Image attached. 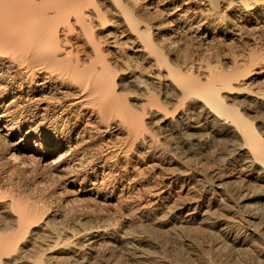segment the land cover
I'll return each mask as SVG.
<instances>
[{"label": "bare ground", "instance_id": "obj_1", "mask_svg": "<svg viewBox=\"0 0 264 264\" xmlns=\"http://www.w3.org/2000/svg\"><path fill=\"white\" fill-rule=\"evenodd\" d=\"M123 249L264 264V0H0V264Z\"/></svg>", "mask_w": 264, "mask_h": 264}, {"label": "rangeland", "instance_id": "obj_2", "mask_svg": "<svg viewBox=\"0 0 264 264\" xmlns=\"http://www.w3.org/2000/svg\"><path fill=\"white\" fill-rule=\"evenodd\" d=\"M226 45H227V46H226ZM228 45H229V46H228ZM235 45H236V46H235ZM224 46H225V47H224ZM230 46L232 47V49H233V48H234V49H237V48H238V50L241 49V46L239 47V46H238L237 44H235V43L231 45L229 42H227V44H223L222 46H220L218 50L222 51L224 55H225V54L227 55V53H230V51H233V50H234V49H233V50H232V49H229ZM233 46H234V47H233ZM235 47H237V48H235ZM246 47H247V46H246ZM226 48H227V49H226ZM247 48H248V47H247ZM225 49H226V50H225ZM228 50H230V51L228 52ZM224 51L227 52V53H224ZM234 51H235V50H234ZM222 52H221V53H222ZM223 54H222V55H223ZM161 165H162V164H161ZM175 166H176L177 168H179V166H178L177 164H167V165H166V163H165V164L163 163V165H162V167H164V168H162L161 166H160V167H161V169H163L165 172L168 173V172L171 171V173H172V172H176V170H179V169H177ZM160 167H158V168H160ZM174 170H175V171H174ZM231 175H232V173H231ZM232 176H233V175H232ZM233 178L235 179V177H232L231 180H233ZM102 211H105V213H108V216H106V218L110 217V216H109V215L111 214L110 211L113 212V210H111V209H109V210H105V209L103 210V209H102ZM109 213H110V214H109ZM185 214H186V213H184L183 215H185ZM105 215H107V214H105ZM198 219L201 220V219H200V216H198ZM201 228H206V226L201 227ZM204 230H205V229H204ZM201 231H202V233H204L203 229H202ZM205 232H206V231H205ZM201 241H202V239L200 240V242H201ZM201 243H203V241H202ZM148 247H149V246H145V245H144V246H143V250L146 251L145 248L147 249ZM149 249L151 250L152 248L149 247V248L147 249V250H148V253H151L153 250H152L151 252H149ZM124 252H125V249H123L122 254H120L121 257H120V256L118 257V260H120V261H121V260L123 261V259H124V261H123L124 263H123V264H150V261H148V262H147V261H142L143 263L140 262V261H134L131 257H128V256H129V255H128V251L125 252V253H124ZM124 255H125V256H124ZM117 256H118V254L116 255V257H117ZM116 257H114V259H113V261L115 260L114 263L117 262V258H116ZM124 257H125V258H124ZM115 258H116V259H115ZM119 258H120V259H119ZM122 258H123V259H122ZM120 261H118V262H120ZM131 261H132L133 263H132ZM118 262H117V264H118ZM121 263H122V262H121Z\"/></svg>", "mask_w": 264, "mask_h": 264}]
</instances>
